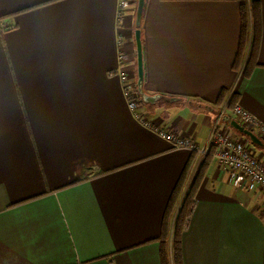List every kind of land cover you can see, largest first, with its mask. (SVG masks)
Listing matches in <instances>:
<instances>
[{
    "label": "crops",
    "instance_id": "obj_1",
    "mask_svg": "<svg viewBox=\"0 0 264 264\" xmlns=\"http://www.w3.org/2000/svg\"><path fill=\"white\" fill-rule=\"evenodd\" d=\"M252 1L148 0L143 91L154 98L140 95L139 111L199 146L219 126L264 162L259 131L254 141L227 121L243 126L229 106L236 94L264 124V0L258 65L249 77L246 58L233 67L241 5ZM118 2L0 0V264H162L157 238L193 152L129 109L118 54L130 53L124 70L137 83V4L120 15ZM211 154L183 262L264 264V190L232 180Z\"/></svg>",
    "mask_w": 264,
    "mask_h": 264
},
{
    "label": "built area",
    "instance_id": "obj_2",
    "mask_svg": "<svg viewBox=\"0 0 264 264\" xmlns=\"http://www.w3.org/2000/svg\"><path fill=\"white\" fill-rule=\"evenodd\" d=\"M130 5L131 0H119V14L121 15ZM131 59V55L128 52L120 51L118 54L117 74L122 83L127 105L138 122L171 142L173 148H186L196 153V162L192 168L191 180L201 163L214 148L213 156L224 169L230 171L232 180H244L245 186L249 190L257 188L264 190V162L257 157L255 151L247 144L246 140L232 137L221 130L219 126H215L209 142L199 146L194 141V138L167 131L160 126L158 121L139 111L141 96L138 92L135 75L124 70ZM233 115L238 118L244 127L251 131L257 130L264 137V124L240 104H236L233 108Z\"/></svg>",
    "mask_w": 264,
    "mask_h": 264
},
{
    "label": "trees",
    "instance_id": "obj_3",
    "mask_svg": "<svg viewBox=\"0 0 264 264\" xmlns=\"http://www.w3.org/2000/svg\"><path fill=\"white\" fill-rule=\"evenodd\" d=\"M147 1L148 0H145L142 19L144 18L146 13ZM44 3L46 2L34 5L32 7L17 10L9 15L28 11ZM134 3L137 4V0H135ZM241 18L242 27L240 44L233 67L235 70H238L246 58L247 62L244 70V75L245 77H249L254 68L258 65L257 60L262 36V11L259 0H253L250 3H243L241 5ZM141 26L142 25H140V28ZM226 94V90L221 91L219 102H222L225 99ZM237 98V95L234 94L230 99L229 106L232 107V109L237 104ZM212 151L211 153H213ZM211 153L201 163L197 172L191 180L189 188L185 191L186 184L191 176L193 161L196 155V153L193 152L191 161L189 162L188 166H186L182 171L172 191L164 213L161 234L157 238L160 246V256L162 264H184L182 247L183 233L195 206L196 193L204 174V165L209 157L212 156Z\"/></svg>",
    "mask_w": 264,
    "mask_h": 264
},
{
    "label": "water",
    "instance_id": "obj_4",
    "mask_svg": "<svg viewBox=\"0 0 264 264\" xmlns=\"http://www.w3.org/2000/svg\"><path fill=\"white\" fill-rule=\"evenodd\" d=\"M145 6V0H137L136 5V26L137 30L135 31V43H136V61H137V87L139 94L142 96L143 100L146 102L151 101L154 97L148 96L143 91V81H144V65H143V46L141 38V22L143 16V10ZM227 121L232 122V124L238 128L245 135H248L252 140L258 141L253 132L249 129L241 126L236 120H232L230 117L227 118Z\"/></svg>",
    "mask_w": 264,
    "mask_h": 264
}]
</instances>
